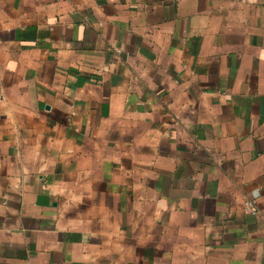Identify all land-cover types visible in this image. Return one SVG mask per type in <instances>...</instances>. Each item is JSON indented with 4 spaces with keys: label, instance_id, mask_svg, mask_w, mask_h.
I'll use <instances>...</instances> for the list:
<instances>
[{
    "label": "crops",
    "instance_id": "0c3cea01",
    "mask_svg": "<svg viewBox=\"0 0 264 264\" xmlns=\"http://www.w3.org/2000/svg\"><path fill=\"white\" fill-rule=\"evenodd\" d=\"M0 264H264V0H0Z\"/></svg>",
    "mask_w": 264,
    "mask_h": 264
},
{
    "label": "built area",
    "instance_id": "2783aa9c",
    "mask_svg": "<svg viewBox=\"0 0 264 264\" xmlns=\"http://www.w3.org/2000/svg\"><path fill=\"white\" fill-rule=\"evenodd\" d=\"M243 209L246 213H250V214H256L257 212V208L253 201L245 202Z\"/></svg>",
    "mask_w": 264,
    "mask_h": 264
}]
</instances>
